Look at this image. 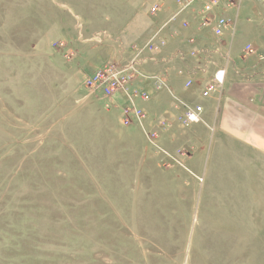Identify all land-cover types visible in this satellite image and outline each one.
<instances>
[{
    "label": "rangeland",
    "instance_id": "374dc122",
    "mask_svg": "<svg viewBox=\"0 0 264 264\" xmlns=\"http://www.w3.org/2000/svg\"><path fill=\"white\" fill-rule=\"evenodd\" d=\"M86 1L0 0V264H264V183L236 216L219 194L138 176L116 115L88 112L104 96L85 79L116 60L90 70L70 47L83 33L60 35ZM262 5L242 0L237 31Z\"/></svg>",
    "mask_w": 264,
    "mask_h": 264
},
{
    "label": "crops",
    "instance_id": "0c3cea01",
    "mask_svg": "<svg viewBox=\"0 0 264 264\" xmlns=\"http://www.w3.org/2000/svg\"><path fill=\"white\" fill-rule=\"evenodd\" d=\"M80 4L86 9L80 15L70 7L63 12L60 35L71 37L73 29L83 33L70 47L75 50L82 45L85 58L91 61L90 70L108 59L123 64L135 58L139 75L132 88L151 95L149 101H137L147 115L144 126L124 125V92L87 103L93 115L100 112V103L104 114L116 115L119 125L114 136L133 149L135 173L185 184L195 196L200 191L201 198L219 194L236 216L243 214L239 208H245L247 201L253 208L254 185L264 183V15L261 20H242L237 31L241 1L238 11L234 10V28L217 36L211 28L200 26L204 0L183 11L176 0H89ZM155 5L159 10L152 15L150 9ZM147 12L153 19L144 26L137 17ZM56 27L59 30L60 25ZM154 34L157 41L165 42L157 52L145 48ZM220 69L226 71L224 84L204 96ZM188 81H192L190 87H186ZM175 95L190 105H201L204 122L185 127L179 120L181 111L174 106ZM163 120L169 125L163 127ZM153 131L159 132L157 146L146 135ZM164 151L176 156L179 164L164 169L161 163L168 160Z\"/></svg>",
    "mask_w": 264,
    "mask_h": 264
},
{
    "label": "built area",
    "instance_id": "2783aa9c",
    "mask_svg": "<svg viewBox=\"0 0 264 264\" xmlns=\"http://www.w3.org/2000/svg\"><path fill=\"white\" fill-rule=\"evenodd\" d=\"M198 1L200 0H176L180 11L191 7ZM241 1L242 0H204L203 9L201 11L202 16L200 26L211 28L217 36L224 35L226 31L234 28L236 18L235 16L217 15L215 14V11L220 7L225 8L226 10L231 9L238 11ZM258 1L264 3V0ZM158 10L159 7L155 5L150 9V12L152 15H155ZM184 26H188V23H184ZM156 37L157 34H154L151 40L146 44L145 48L154 52L160 51L165 45V42L161 39H158L157 41ZM60 45H64V42H60ZM247 50L251 51L250 45L247 46ZM136 62L135 58H133L129 62L123 64L116 61L105 63L90 74L84 81V86L87 89L93 92H99L107 99L124 92L127 102L122 108V121L126 126L133 125L136 122L141 126H144L147 115L145 111L138 106L137 101L140 99L143 101H149L151 99V95L146 91L132 88V83L139 75V71L135 65ZM225 73V69H220L216 72L214 76L215 83H211L206 87L203 91L204 96H209L212 92L219 89L217 88L218 86L220 87L224 84ZM191 85L192 81L186 83V87H190ZM174 106L179 112L181 111L179 120L185 127L204 122V110L201 105H190L175 95ZM161 124L163 127H166L169 125V122L163 120ZM147 135L149 140L156 145L154 142L158 138L159 132H147ZM164 153L168 157V160L163 163L165 167H170L176 161L179 162L176 156L172 153L166 151H164ZM200 180L202 181L203 179L200 178Z\"/></svg>",
    "mask_w": 264,
    "mask_h": 264
}]
</instances>
